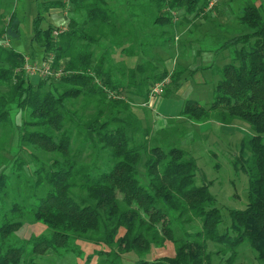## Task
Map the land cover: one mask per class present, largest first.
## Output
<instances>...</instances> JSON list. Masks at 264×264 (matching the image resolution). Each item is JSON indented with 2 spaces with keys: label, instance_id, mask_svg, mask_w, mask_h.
<instances>
[{
  "label": "trees",
  "instance_id": "obj_1",
  "mask_svg": "<svg viewBox=\"0 0 264 264\" xmlns=\"http://www.w3.org/2000/svg\"><path fill=\"white\" fill-rule=\"evenodd\" d=\"M40 1L32 42L43 60L51 58L56 75L33 84L23 72L27 55L4 46L5 35L19 32L17 0H0V132H16L19 146L53 156L49 169L38 173L37 188L47 190L33 209L51 235L14 245L22 225L0 210V264H22L27 253H74L81 240L100 249V264H126L131 256L132 264H214L223 253H229L225 264H235L243 244L264 264V6L246 0L238 23L245 32L221 40L214 35L221 44L215 53L230 51V62L199 69L217 78L213 101L204 107L187 100L179 115L222 128L240 122L252 133L233 161L248 178L247 204L230 211L231 224L221 232L223 214L197 159L177 146L151 147L143 118L131 107L147 106L152 87L167 77L169 94L184 85V70L179 75L177 66H167L178 58L176 33L188 17L212 12V0ZM54 11L69 13L65 29L48 21ZM79 99H97L94 116L69 109ZM88 146L94 158L86 165ZM7 181L2 171L0 200L9 194ZM160 200L185 224L200 222L191 245L159 209ZM15 202L12 214L18 213ZM211 246L221 247L214 252ZM168 248L170 255L156 258L155 251Z\"/></svg>",
  "mask_w": 264,
  "mask_h": 264
},
{
  "label": "rangeland",
  "instance_id": "obj_2",
  "mask_svg": "<svg viewBox=\"0 0 264 264\" xmlns=\"http://www.w3.org/2000/svg\"><path fill=\"white\" fill-rule=\"evenodd\" d=\"M245 1L212 0L209 3L212 12L204 11L197 18L188 17L185 21L186 24L176 33L179 47L178 58L172 60L170 65L168 64L169 67L172 66V63L174 68L177 66L179 75L184 70V75L181 78L182 81L185 79L184 85L175 92L173 89L171 94L169 91L173 87L168 85L166 95L154 99L150 106H131L132 110L143 118V125L148 133L151 147L161 146L168 150L177 146L190 151L197 159L198 166L207 180L211 182L210 192L215 197L216 205L223 214L224 221L220 226L221 232H225L231 224L230 211L242 210L247 204L248 178L244 172H238L234 169L233 161L239 154L241 141L250 137L252 133L246 124L240 122L230 127L224 126V128L215 124H207L210 126L203 127V124L189 122L187 118L179 115L187 100H197L204 107H208L212 103L213 88L217 78L211 70L200 71L199 69L211 65L222 67L223 64L230 62L228 58L230 51L215 53L221 44L220 42L214 44L213 37L220 33L217 36L221 40L245 32V29H242L241 25L238 24ZM252 1L258 6H264V0ZM40 3V0H17L19 32L16 37L11 36L12 40L10 39L12 33H8L3 38L6 48H10L11 44L17 52L27 55L23 72L30 77L33 84L39 83L42 78H53L56 75L51 70V58L50 60H43V53L32 42L33 19L40 10ZM52 13L56 15L59 12L54 11ZM68 15L69 13L64 12L58 16L49 15L47 19L49 22L57 23L60 29H65L63 25ZM205 33H208L206 38L203 37ZM181 40L185 43L182 44ZM203 41H206L207 44L204 45ZM32 54L35 56L34 60H32ZM28 65L39 67L40 73L32 76L27 71ZM43 69L45 70L43 71ZM109 97L116 99L112 92H109ZM95 100L97 99H79L68 107L72 112L77 111L78 114L85 117L94 116L96 108L95 105H92L94 104L92 101ZM107 117L105 116V118ZM15 123L21 125L23 116L15 117ZM71 129L72 126L70 131ZM141 137L142 135H139V138ZM19 145L16 132L12 134L11 132H0V173L2 171L5 173L8 177L7 182L10 184L7 189L9 194L0 200V210L7 212L8 215L5 217L7 220L22 225V229L12 239L14 245L21 246L31 237H49L51 235L41 222H37L33 215V209H36L38 205V198L42 197L47 190L42 187L37 188L35 183L38 179V173L42 172L43 167L46 170L49 169L53 156L33 147H25L24 145L21 147ZM90 149L91 147L88 146L84 153L83 162L86 165L91 163L94 158ZM140 171L143 175L144 169L141 168ZM74 192L77 196H86L85 192L79 190H74ZM13 201H16L15 203L18 205V208H15L18 210L17 214H12V209L16 207L13 205ZM158 207L167 215L183 241L188 246L191 245L194 235L201 231L200 222L185 224L161 200ZM93 246L81 240L73 244L74 253L63 250L57 255L44 253L40 256H34L27 253L22 264H27L30 259L39 264H100L101 258L97 255V251L100 249L96 250ZM220 247L211 246V249L215 252ZM171 253L172 248H168L167 251L160 249L155 251V256L160 258ZM228 257L229 253H223V255L214 258V264H225ZM152 259L153 257L150 256L149 260ZM134 260L133 256L128 257L129 262L126 264H132ZM235 264L260 263L257 261V254L247 244H243L238 250V259Z\"/></svg>",
  "mask_w": 264,
  "mask_h": 264
},
{
  "label": "built area",
  "instance_id": "obj_3",
  "mask_svg": "<svg viewBox=\"0 0 264 264\" xmlns=\"http://www.w3.org/2000/svg\"><path fill=\"white\" fill-rule=\"evenodd\" d=\"M58 33L56 32L55 35H57ZM45 69H43L44 71ZM27 71L28 73H30L32 76L36 75L38 73H40V68L34 65H28L27 66ZM170 84V77L165 78L163 81L156 83L149 94V103L147 104L148 106H150V103L158 98L164 95L166 88L168 87V85Z\"/></svg>",
  "mask_w": 264,
  "mask_h": 264
},
{
  "label": "crops",
  "instance_id": "obj_4",
  "mask_svg": "<svg viewBox=\"0 0 264 264\" xmlns=\"http://www.w3.org/2000/svg\"><path fill=\"white\" fill-rule=\"evenodd\" d=\"M57 12V11H56ZM53 14H55V13H52V16H58L59 14H61V13H57L56 15H53ZM66 18V17H65ZM55 24H57V23H55ZM66 24H67V18H66V20H65V23H64V25L63 26H66ZM203 24V23H202ZM58 25V24H57ZM59 26V25H58ZM195 46V45H194ZM197 46V45H196ZM99 53H100V50L98 49V50H96V54H98L99 55ZM168 64L170 65L171 64V62H168ZM167 64V65H168ZM169 65H168V68L169 69H174V64L172 63V66L171 67H169ZM186 81H187V79H186ZM167 119V118H166ZM168 119H172V118H168ZM158 120V119H157ZM211 125V124H210ZM210 125H207V124H205L203 127H206V126H210Z\"/></svg>",
  "mask_w": 264,
  "mask_h": 264
}]
</instances>
